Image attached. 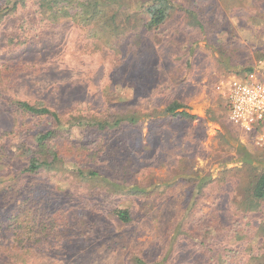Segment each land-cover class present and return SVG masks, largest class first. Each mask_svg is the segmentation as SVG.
Listing matches in <instances>:
<instances>
[{"label": "trees", "instance_id": "obj_1", "mask_svg": "<svg viewBox=\"0 0 264 264\" xmlns=\"http://www.w3.org/2000/svg\"><path fill=\"white\" fill-rule=\"evenodd\" d=\"M220 3L264 17V0H0V104L13 116V126L0 130V158L7 157L9 142L22 143L18 175L26 178L15 193L6 194L10 184L0 177L1 259L9 264H264V169L240 185V199L224 202L229 180L196 182L177 154L172 168L189 185L180 205L188 215L183 224L177 207L169 215V201L156 192L161 185L164 192L173 187L156 174L159 161L149 146L165 132L180 130L186 142L196 144L197 133L189 135L186 128L197 116L180 98L156 104L151 98L198 72L202 39L217 49L226 70H253L244 45L214 33L227 17ZM41 50L49 51L43 57ZM14 55L20 59L12 66L7 60ZM90 59L104 66L96 92L101 104L60 102L61 88L47 86L55 77L46 72L48 62L72 77L76 73L66 70L83 60L85 69L78 73L86 77ZM18 69L43 77L36 92L21 94L12 83ZM128 73L136 83L130 94ZM110 80L120 87L109 86ZM52 178L67 181L68 191L57 190ZM207 194L204 212L200 202ZM152 196L160 202L137 222L134 207L149 206L152 202L145 201ZM144 232L147 237L139 239Z\"/></svg>", "mask_w": 264, "mask_h": 264}, {"label": "rangeland", "instance_id": "obj_2", "mask_svg": "<svg viewBox=\"0 0 264 264\" xmlns=\"http://www.w3.org/2000/svg\"><path fill=\"white\" fill-rule=\"evenodd\" d=\"M221 4V12L225 14V21L220 28L214 31L223 40L235 38L238 42L244 45L249 51L251 57L253 70L250 72H242L241 69H235L229 66V70L224 68L222 58L218 60L219 53L213 45L206 46L204 39L198 41L200 47V61L198 72L191 78L183 80L177 83L166 94L161 96H153L151 98L152 103H160L161 101L168 100L170 98L182 99L189 108V112L196 115L197 119L193 120L186 132L192 135L196 132L198 137L196 144L186 142L182 135L183 131H176L177 134L171 132H165L162 136L156 137L152 145L149 146L150 150H153L158 158L159 163L155 166L156 174L162 177L164 180H168L173 189L171 191L164 192V186L161 185L157 188V193H163L165 200L169 201V207L167 212L171 215L177 207L178 219H181L183 224L188 218L187 211L184 207H180L185 203L186 194L188 195L189 185L183 181H179V177L183 174L175 171L172 167L177 165V154L182 157L184 165H186L191 172L187 173L196 178V182L202 177H209L210 179H216L221 177L222 179L229 180L227 188L230 189L223 197V201L235 202L243 195L244 186L253 175L264 169V150L256 148L250 143L248 138H244L240 132H238L228 121L227 114L221 99L214 91V84L221 79L227 78L231 75H236L233 70L238 71V75L241 76H254L260 78L264 76V17H251L247 15L244 10L233 12L234 10H228L227 3ZM244 9V8H243ZM248 10V8H245ZM233 12V13H232ZM249 17V18H248ZM64 18L59 19V26L63 24ZM57 29V27H56ZM155 40V37H153ZM209 47V48H208ZM57 48V47H56ZM56 48L52 49L55 50ZM59 50V47L56 49ZM49 50H41L44 57ZM51 51V50H50ZM33 55V53H27ZM27 55V56H28ZM15 56V55H14ZM9 57L7 60L9 64L15 66L20 59L18 55L15 57ZM48 70L46 72L55 76L54 80L48 83V87L59 86L61 88L58 93V99L60 102H70L75 99L91 100L96 105L101 104L96 97L98 92V84L102 78L103 64L94 59H90L87 65V76L81 75V66L84 65L83 60L75 62L71 65L72 69H67L68 72H73L75 75L72 77L60 74L59 70L55 71L56 64L48 62ZM47 63V64H48ZM46 65V64H44ZM228 66V64H227ZM85 69V66H83ZM35 70V69H34ZM30 73V71H29ZM84 73V72H83ZM30 75V74H29ZM28 72L22 69L17 70V79L14 83L21 94H24V90L31 89L35 91L43 83V77H30ZM73 81V82H72ZM73 83V84H72ZM109 86H119L118 82L108 81ZM125 87L127 94L131 93L130 87H135V76L133 73H128L126 76ZM98 86V87H97ZM120 87V86H119ZM40 96V93H38ZM140 97H136L135 100L139 101ZM162 108V107H159ZM13 126V116L8 113L0 104V130H8ZM177 129V128H176ZM145 124L141 128L142 137L145 135ZM166 131V130H165ZM142 142H146L145 140ZM22 143H11L7 146V157L0 158V177L4 178L3 185L10 184V188L7 193H15L14 189L19 188L26 178L18 175L20 167L23 165V157L20 153L23 150ZM173 165V166H172ZM185 174V173H184ZM187 176V175H186ZM232 179V181L230 180ZM30 183V182H29ZM51 183L60 191H68L69 183L67 181H58L55 178L51 179ZM159 183H161L159 181ZM231 183V185H230ZM2 185V184H1ZM193 188H196L195 186ZM63 191V192H64ZM210 196L207 194L204 201H201L202 211H207L206 202ZM154 196L148 198L146 203L152 202ZM152 202L146 207L141 204L134 207L136 211V220L140 222V218L144 217L143 214L155 207V203ZM128 205V202H125ZM131 204V200H129ZM150 217H154L151 214ZM114 219V218H113ZM147 232L139 236V239H145ZM256 238V237H255ZM254 238V239H255ZM253 239V244L257 243ZM0 264H9L5 259L0 258Z\"/></svg>", "mask_w": 264, "mask_h": 264}, {"label": "built area", "instance_id": "obj_3", "mask_svg": "<svg viewBox=\"0 0 264 264\" xmlns=\"http://www.w3.org/2000/svg\"><path fill=\"white\" fill-rule=\"evenodd\" d=\"M215 91L224 99L228 118L253 134V144L264 149V76L218 80Z\"/></svg>", "mask_w": 264, "mask_h": 264}, {"label": "crops", "instance_id": "obj_4", "mask_svg": "<svg viewBox=\"0 0 264 264\" xmlns=\"http://www.w3.org/2000/svg\"><path fill=\"white\" fill-rule=\"evenodd\" d=\"M237 76H239V77H247L246 75L245 76H241V75H231V76H229V77H237ZM261 77H263V76H261ZM260 77V78H261ZM228 78V77H227ZM217 83V82H216ZM215 83V84H216ZM215 84H214V86H215ZM214 91H215V88H214ZM215 93L217 94V96L221 99V101L223 102V105H224V108H225V112H226V114H227V118H228V108H227V105H226V103H225V101H224V99L215 91ZM228 121L230 122V124L238 131V132H240V134L245 138H248V140H250V143L253 145V146H255L254 144H253V134L251 133V132H249V131H247V130H245V129H243V128H241L240 126H237V125H234L233 123H231V121L229 120V118H228ZM256 147V146H255ZM256 148H259V147H256ZM259 149H261V150H264L263 148H259Z\"/></svg>", "mask_w": 264, "mask_h": 264}]
</instances>
